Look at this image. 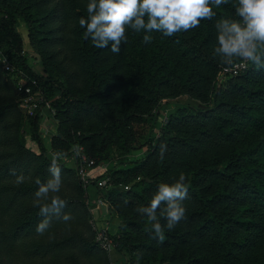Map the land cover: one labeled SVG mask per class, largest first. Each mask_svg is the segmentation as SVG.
<instances>
[{"label": "trees", "instance_id": "obj_1", "mask_svg": "<svg viewBox=\"0 0 264 264\" xmlns=\"http://www.w3.org/2000/svg\"><path fill=\"white\" fill-rule=\"evenodd\" d=\"M88 2L0 0V57L14 66L9 73L0 60V254L4 256L0 264H16L19 251L32 264H96V258L110 264L89 221L88 207H95L97 198L107 200L110 210L121 217L125 234L110 237L124 264L143 260L139 255L130 257L133 248L142 254L154 245L161 254L167 247L199 250L184 261L160 264H205L211 258L219 264H240L255 256L264 247V69L250 63L228 84L215 83L220 69L213 55L215 19L234 15L235 0L215 9L214 20L202 21L189 32L172 37L153 32V42L147 45L142 43L145 33L129 30L119 54L110 45L99 49L84 39L86 29L79 26V19L87 17ZM18 18L24 20L31 44L42 51L43 73L28 60ZM23 74L38 81L54 111L57 132L52 135V152L71 155L72 146L78 144L95 160L94 168L107 161L110 144L123 152L136 148L135 123L149 125L145 157L119 161L88 185L78 172L79 156L74 158L77 168L58 161L59 195L67 204L63 213L73 219L65 224L53 217L42 235L36 232L44 217L33 206L39 187L35 181L50 178L51 156L42 141L40 113L26 116L20 108L25 92L19 90L18 80ZM177 92L205 107L178 104L161 125L159 106ZM26 125L39 152L27 146ZM162 142L168 149L163 160ZM180 171L190 179L186 219L172 231L165 230L160 242L153 239L147 217L135 208L147 206L158 185L172 182ZM21 173L26 179L17 184ZM107 176L114 186H99ZM161 223L166 221L161 218ZM241 228L246 234L239 238ZM129 234H134L131 241Z\"/></svg>", "mask_w": 264, "mask_h": 264}, {"label": "clouds", "instance_id": "obj_2", "mask_svg": "<svg viewBox=\"0 0 264 264\" xmlns=\"http://www.w3.org/2000/svg\"><path fill=\"white\" fill-rule=\"evenodd\" d=\"M231 0H89L87 17H80L79 26L86 29L84 39L91 40L94 47H109L119 54L121 45L128 42V32L145 33L142 43L153 42V32L165 37L189 32L200 27L201 22L214 20L215 9L227 5ZM234 15L215 19L216 45L213 55L225 66L237 62L251 63L257 70L264 69V0H235ZM167 144L159 145V156L163 160ZM74 158L80 156L82 147L73 145ZM68 155L63 150L54 151L49 167L50 178L41 183L35 192L33 206L39 208L44 217L36 226L38 234H44L51 226L53 217L69 223L73 216L63 213L66 201L59 195L62 187L61 168L58 161ZM23 173L16 177V183H24ZM190 179L184 171L172 182L158 185L147 206H137L135 211L147 217L153 239L163 242L165 230L172 231L181 220L186 219ZM63 213V214H62ZM161 218L166 223H161Z\"/></svg>", "mask_w": 264, "mask_h": 264}, {"label": "rangeland", "instance_id": "obj_3", "mask_svg": "<svg viewBox=\"0 0 264 264\" xmlns=\"http://www.w3.org/2000/svg\"><path fill=\"white\" fill-rule=\"evenodd\" d=\"M18 21V25H19V30L22 34V38L24 41V50L25 53L28 57L29 62L31 63V65L33 66L34 70H36L37 72L43 73L44 69H45V64L43 63V55H42V51L41 50H37L36 48H34V46L31 44L30 42V38L28 36V29L24 23V20L21 18L17 19ZM1 56V55H0ZM215 59H217L219 61L218 57H215ZM220 69L219 72L217 74V78H216V85H219L218 83L221 82L224 84H228V81L232 78V76H225L223 75V71H222V64H220ZM219 79H221L219 81ZM175 96L169 97L167 98L170 102H166V100H164L165 102L162 103V105L159 106V111H160V117H159V121L161 123V125L166 124L168 117L171 113H173L177 107L178 104L180 105H192V106H196L198 108L200 107H205L201 102H199L198 100L192 98L189 95L186 94H181V93H173ZM134 112H139V108L136 109ZM46 118H44V114L43 117L41 115V120H40V127H41V131H42V141L44 143V147L47 149V153L51 156L52 155V151H51V139H52V135L55 134L57 132V121L54 117V111L50 108L49 111L46 110ZM159 123V125H160ZM135 126V131L137 132V141H136V148H132L130 149V151L127 152H123L121 150L116 149V147L112 144H110L107 148V161L104 163H101L100 165H97L94 168H89L90 172H94V169L100 166L101 170L103 169V171L107 170V168L111 165H116L119 161L122 160H126V159H130V160H136V159H141L143 157H145L148 154V144H147V132L149 129V125L147 124H141L140 126L137 125V123L134 124ZM26 129V137H27V146L29 148H31L32 150H34L35 152H39V148L37 146V143L34 142L30 137H29V128L25 127ZM138 130V131H137ZM74 154L68 155L67 157H65L62 161L63 163L68 166V167H76L77 168V164L74 162ZM99 169V168H98ZM96 170V169H95ZM100 170V171H101ZM102 171V172H103ZM243 203H250V206L255 209L258 208L257 205H255V203H252L251 200H243ZM110 205H108L109 207ZM104 205H101L99 207L97 206H92V207H88V211H89V215H91L92 217L89 219L90 222L95 221V223L97 224V227L99 229H107L109 233H121L125 234V229L120 227L122 220L121 217L119 216V214H117L116 212H114L113 210H110V208H108ZM264 213V211H263ZM120 229V230H119ZM95 231V230H94ZM245 231L243 228H241L239 230V232L236 233V235L239 238H242L243 235H245ZM96 235V232H95ZM133 235L134 234H129L130 236V241L133 240ZM115 245H117L115 243ZM155 248H150L147 251L142 252V254H138L139 252L136 251V248H133L134 250H132L131 253L128 252V254L130 255L131 258H134L136 255H139L140 257L143 258V260H138L136 262V264H160L162 261L165 262L166 260H173L175 262L178 261H184L187 259V257L190 255L191 252L194 253H199V250L197 248H195L194 246H191L189 248H184V247H180V242H179V247L180 249L177 251H174L172 248L167 247V248H163L164 254L160 253L159 248L154 245ZM175 246H173L174 248ZM264 247L262 246L261 248H258L256 250L255 256H249L248 258H245L247 260L242 259L240 264H262L264 263ZM22 250V249H21ZM103 250L107 253V256L109 258V263L110 264H124V256H122L121 253H118V250L116 249V246L111 249H105L103 248ZM118 255V256H117ZM174 257V258H173ZM4 259L3 254H0V261ZM16 260V264H32L30 263V259L26 258V255L22 252H18L16 254L15 257ZM95 263L96 264H107L104 259L102 258H96L95 259ZM205 264H219V262H217V260L215 259H209L206 260Z\"/></svg>", "mask_w": 264, "mask_h": 264}, {"label": "built area", "instance_id": "obj_4", "mask_svg": "<svg viewBox=\"0 0 264 264\" xmlns=\"http://www.w3.org/2000/svg\"><path fill=\"white\" fill-rule=\"evenodd\" d=\"M0 60L3 62L4 68L7 72H14V66L9 63L6 57H0ZM249 65L250 63L237 62L233 66H223V75L232 77L237 76L240 73L244 72L246 69H248ZM18 87L19 90H23L25 92V96L20 100V108L25 113V115L34 116L37 113H40V116L42 115L43 117L44 114V118H46L45 112L46 110L49 111L51 106L44 91L38 86V81L35 79H32L30 81L28 80L26 75L23 74L20 75V79L18 80ZM79 159L80 162L78 165V172L85 185H88L91 182V178H94L104 173L103 169L101 170V167L103 166L95 168L96 170L94 169V172H90L89 168H92L95 163V160L89 158L86 154H84L83 148ZM98 184L99 186L106 188H111L112 186H114V182L112 180V177L110 176L101 179ZM124 188L129 189L130 187L124 186ZM101 205L108 207L109 203L105 199L97 198L96 206L99 207ZM91 224L96 232L95 240L100 244V246L108 250L113 249L116 246L115 241L110 237V233L108 232V230L99 229L95 221H92Z\"/></svg>", "mask_w": 264, "mask_h": 264}, {"label": "crops", "instance_id": "obj_5", "mask_svg": "<svg viewBox=\"0 0 264 264\" xmlns=\"http://www.w3.org/2000/svg\"><path fill=\"white\" fill-rule=\"evenodd\" d=\"M118 256V255H117Z\"/></svg>", "mask_w": 264, "mask_h": 264}]
</instances>
